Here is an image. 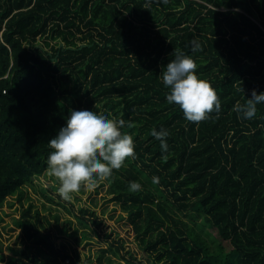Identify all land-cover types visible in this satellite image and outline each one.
Masks as SVG:
<instances>
[{
	"label": "trees",
	"instance_id": "1",
	"mask_svg": "<svg viewBox=\"0 0 264 264\" xmlns=\"http://www.w3.org/2000/svg\"><path fill=\"white\" fill-rule=\"evenodd\" d=\"M175 50L215 88L218 114L194 123L167 102ZM253 89L264 91V0H0V209L18 203L0 264H146L120 238L110 255L81 258L88 234L45 232L53 222L29 194L46 196L35 181L49 171V140L84 106L133 137L105 202L126 213L149 264H264V104L251 120L235 111ZM153 128L169 133L166 152Z\"/></svg>",
	"mask_w": 264,
	"mask_h": 264
},
{
	"label": "clouds",
	"instance_id": "2",
	"mask_svg": "<svg viewBox=\"0 0 264 264\" xmlns=\"http://www.w3.org/2000/svg\"><path fill=\"white\" fill-rule=\"evenodd\" d=\"M199 47L196 41L192 42L193 50ZM173 54L174 59L162 72L163 84L169 89L167 102L179 105L184 118L194 123L207 119L213 111L218 114L221 101L212 84L197 73L195 60L183 50H175ZM260 104H264V91L253 89L245 103L235 105V111L240 118L251 120ZM124 123L90 106L69 113L66 124L49 140L52 151L47 157L49 172L59 181L61 197L70 200L82 183L110 177L126 158L134 156L133 137L122 132ZM151 134L160 141L161 151L166 152L167 130L153 128ZM153 182H158V178L154 177ZM140 189L139 182L129 183L130 191Z\"/></svg>",
	"mask_w": 264,
	"mask_h": 264
},
{
	"label": "rangeland",
	"instance_id": "3",
	"mask_svg": "<svg viewBox=\"0 0 264 264\" xmlns=\"http://www.w3.org/2000/svg\"><path fill=\"white\" fill-rule=\"evenodd\" d=\"M35 182L36 184H40L41 187L47 188L44 191L46 196L42 194L40 188H37L36 192L29 191L34 204L53 222V225L46 229L45 232H54L55 225H57L60 228L66 226L69 231L77 230L79 237L83 236L84 232L88 234V239L84 241V247H78L81 258L85 255L93 257L94 254L100 252L102 249L107 250L110 255V251H108L110 244L115 243L114 240L120 238L126 249L131 250L137 260L149 264L147 255L138 247L134 240L133 231L126 220V213L119 205H115L113 202H105L107 199L106 178L82 183L80 190L72 193L70 200L60 197L58 192L59 183H55L54 176L49 171L37 178ZM103 182L106 184L102 185ZM49 186L55 189H49ZM47 196L51 197L52 201H49ZM17 208L18 203L14 202L13 205L6 203L0 209V218L3 219L0 222V244H2L4 254H8L7 245H14V233L7 232L5 227L13 225V218L18 216ZM80 208L87 209L88 211L93 210L96 220L100 224H94L91 220L93 217L88 212L81 213ZM55 216H58L57 220ZM76 216L86 219L85 223L80 222ZM200 225L204 231H208L210 234L213 233L211 225L206 221H200ZM120 252L123 253L124 251L120 250Z\"/></svg>",
	"mask_w": 264,
	"mask_h": 264
}]
</instances>
